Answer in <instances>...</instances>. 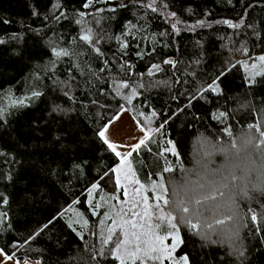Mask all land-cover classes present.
Returning a JSON list of instances; mask_svg holds the SVG:
<instances>
[{
	"label": "trees",
	"instance_id": "trees-1",
	"mask_svg": "<svg viewBox=\"0 0 264 264\" xmlns=\"http://www.w3.org/2000/svg\"><path fill=\"white\" fill-rule=\"evenodd\" d=\"M146 2L0 0V109L7 114L6 127H0V193L9 201L7 205L0 203V211L7 213V219L0 225V248L5 254L15 251V259L20 262L24 259L40 264L102 261L101 257L93 260L91 247L95 245L99 249L100 240L107 236L112 217L110 203L118 193V186L113 192L112 183L100 177L115 166L114 161L119 163V158L101 146L93 130L101 118L112 115L118 101L123 103L113 96L117 82L126 78L120 70L124 61L134 66L133 79L145 85L139 89L142 95L125 107H135L136 111H130L133 116L140 111L147 115L155 110L161 119L171 117L165 136L173 140L178 155L167 153L159 157L161 167L165 158L174 167V174L163 173L170 192V180L181 178V163L192 168L203 153L204 139L224 126L213 114L219 117L221 112L227 113L220 119L230 126L237 140L249 131V123L264 125V112H261L264 83L250 87L242 78L249 75L254 82L260 80L259 75L250 76L254 71L250 65L255 62V71L259 73L261 62L256 58L264 54V0L231 3L229 0H157L155 13L150 9L145 11ZM164 3L168 7L162 10ZM172 12L176 16L170 19L168 14ZM98 18L99 24L95 22ZM82 28H91L94 40L97 34L104 36L96 45L102 56L93 51L92 44L80 39L88 34L81 32ZM253 29L258 35L253 34ZM125 41L127 47H122ZM241 44H246V54L234 51ZM62 50L72 55L65 56ZM104 59L109 61L108 66L103 64ZM165 60L174 63L165 64ZM228 60L239 72L230 71L219 77L217 83L222 95L211 93L206 99L198 97L189 104L188 93L195 94L201 86L210 83ZM245 62L249 65L247 73ZM152 64L159 65L160 70L152 69L149 75ZM105 67L106 71L99 72ZM90 72H96L98 78ZM57 78L69 80L70 94L75 100L66 97L54 83ZM31 90L43 95L25 101L23 107L16 105L18 99L30 96ZM121 91L130 89L121 87ZM54 105L72 110L66 115L52 112ZM178 106L184 111L177 112ZM138 119L143 121L144 117ZM253 133L258 137L255 130ZM152 147V155L136 151L130 157L150 203L151 182L160 179L159 175H152L157 171L156 146ZM215 159L219 162L220 158ZM94 180L100 187L91 189L89 195L90 182ZM250 195L264 202V195L257 192ZM240 203L241 210L246 211L249 202ZM95 204L101 207L92 215ZM251 206L257 211L258 221L251 222L249 214L248 228H242L238 237L233 235L229 222L214 225L211 241L216 242L202 239L197 230L182 228L184 243L179 245L176 256L187 254L190 264H264V211L254 201ZM62 208L70 210L56 216ZM53 216H56L53 225L33 241L24 243L33 229ZM84 221H88L86 227H82ZM69 223L73 224L71 228ZM258 226L261 230L255 231ZM241 246L243 255L237 253Z\"/></svg>",
	"mask_w": 264,
	"mask_h": 264
},
{
	"label": "snow or ice",
	"instance_id": "snow-or-ice-1",
	"mask_svg": "<svg viewBox=\"0 0 264 264\" xmlns=\"http://www.w3.org/2000/svg\"><path fill=\"white\" fill-rule=\"evenodd\" d=\"M231 2L232 0H229V3ZM158 6L157 0H147L146 3H143L145 11L150 9L153 13L157 12ZM167 7L168 5L164 3L162 10L167 9ZM171 15L175 17L176 13L172 12ZM95 22L99 24L100 18L96 19ZM77 23H80V21H77ZM198 23L202 22L198 21ZM225 23L229 22L225 21ZM129 25H131V22H129ZM131 26L135 27L134 25ZM236 26L232 25V27ZM247 26L252 27V25ZM173 27L175 28L176 25L173 24ZM81 32H87L88 34L80 36V39L92 44L93 51L102 56L103 53L96 45H99L100 40L104 39V36L97 34V38L94 40L91 28H82ZM253 34L258 35L255 29H253ZM73 39L75 40V38ZM116 39L119 40L120 37H116ZM122 47H127L126 41L122 44ZM52 51L53 54H56L55 47H53ZM62 51L65 56L72 55L68 50ZM234 51L246 54L248 48L246 44H241V47ZM256 60L261 62L259 73L255 71L257 64L253 62L250 67L254 71L250 73V76L256 77L259 75L260 80L254 82L249 75L242 77L248 81L250 87L254 86L255 83H264V54L259 55ZM163 62L165 64L174 63L171 60ZM103 64L108 66L109 61L104 59ZM230 65L231 68L229 67ZM133 67L129 65L128 61H124L120 65V70L126 78L117 82L118 86L113 99L115 100L119 97V100L123 101V103L118 101L117 108L113 110L112 115L108 116L107 119L101 118V122L93 130V135L101 146L105 147L106 151L114 154L116 158H119V163L114 161L115 166L109 167L107 171H104L100 179L107 178L106 182L113 185V192H115L117 186L123 185V194L128 197L130 195L128 184L133 182L134 179L131 175L128 158L133 156L134 150L146 151L148 155H152V145L156 146L155 163L157 168V171L153 172L152 175H159L160 179L151 182L152 203L149 202L150 196L144 194L146 192L145 186L139 180L134 181L139 187L132 189L131 207L133 211L130 219L119 222L116 219L113 220L112 227L107 230V236L100 240L99 249L92 245L93 260H96L97 257L103 258L102 261H97V264H116V261L119 264H164L165 261H168L169 264H190L187 254L180 256L178 259L174 257L177 246L184 243L180 234L182 228L188 231L197 230L196 234H199L202 239L211 241L214 225H225L226 222H229L233 227V235L238 237L242 228H248L247 220L249 214L251 222L256 223L258 221L257 211L251 206L252 202L257 203L259 208L264 211V202L250 195L251 192L264 195V125L249 123L247 126L249 131L237 140L232 135L230 126L223 119H220L221 117H226L227 113L221 112L219 117L213 114V118L224 126L210 133V138L206 137L204 139L203 153L199 159L195 160L192 168H185L183 163H181V178L179 181L176 179L170 180V192L163 173L174 174V167L166 158L163 167H161L159 165V157L165 156L167 153H171L173 157L178 155L173 140L165 136L166 125L171 117L161 119L160 114L155 110L147 115L145 112L140 111L137 116L129 117L131 130L122 120V113L136 111L134 106L129 109L125 105L132 104L135 97L141 96L142 93L139 89L145 87L139 79H133ZM244 67L247 73L249 69L247 62H245ZM77 68H80V66L77 65ZM152 69L159 71L160 66L152 64L149 69V75H151ZM106 70V67L100 68L99 72ZM80 71L83 75V69H80ZM230 71L239 72V69L231 64V60H228L221 66L218 76L210 83L206 86H201L195 94L188 93L190 97L189 104H191V100L198 97L206 99L207 95L211 93L219 92L222 95L217 81L220 76H224ZM90 75L98 78L96 72H90ZM135 75L142 76L143 74ZM69 79L75 78L70 77ZM54 83L60 86L66 97L70 100H75V97L70 94L72 85L69 80L59 81L57 78ZM159 83L161 82H157V84ZM121 87L130 89V91L122 92ZM42 95L38 90H31V95H25L18 99L16 105L23 107L25 101L40 98ZM181 95H184V93H181ZM172 98L176 99L175 96ZM95 103L93 101V104ZM101 107L104 106L101 105ZM71 110L70 108H61L58 105H54L51 108L52 112H60L65 115ZM183 111L184 109H180L178 106L177 112ZM261 112H264V109H261ZM6 115L5 111L0 109V127H6ZM98 115L100 114L98 113ZM171 115L175 116L176 113ZM139 116H143L144 120H139ZM253 130L259 134L258 137L254 135ZM118 148L121 150H118ZM3 154L5 156L11 155L10 153ZM217 156L220 158L219 162L215 159ZM9 162L11 163L12 161ZM84 163L87 162L85 161ZM74 167L81 168V165H74ZM5 178L11 179L12 177L6 176ZM90 183L89 195H91V189L100 187L95 180ZM113 198L115 199V197ZM136 198H139V202H137ZM244 200L249 202L246 211L241 210L240 202ZM8 202V197L0 193V203L7 205ZM141 204L143 212L135 211ZM100 207V204L92 205L93 211L91 214L96 215V209ZM68 210L70 209L62 208L56 216H62ZM105 215L107 216L108 212H105ZM56 216L47 220L42 226L33 229L24 243L28 244L33 241L49 225H53ZM154 216L156 221H158L157 223L152 222ZM6 219L7 213L0 211V225H3ZM165 221L167 223L166 228L162 227ZM87 223L88 221H84L82 227H86ZM103 223L104 221H101V224ZM72 226V223L68 224V227L71 228ZM8 227H11V225L9 224ZM117 228L121 229L119 233L116 232ZM249 230L251 231V229ZM260 230L259 226L255 229V231ZM113 234H115V239H113ZM15 248L16 245H13V249ZM237 253L243 255L242 246L237 249ZM3 261H13V264H20V261L15 259V251L11 254H5L0 250V264H3ZM23 264H40V261L30 262L28 259H24Z\"/></svg>",
	"mask_w": 264,
	"mask_h": 264
},
{
	"label": "rangeland",
	"instance_id": "rangeland-1",
	"mask_svg": "<svg viewBox=\"0 0 264 264\" xmlns=\"http://www.w3.org/2000/svg\"><path fill=\"white\" fill-rule=\"evenodd\" d=\"M102 1H107V0H102ZM110 1H116V0H110ZM168 16L170 17V19L173 18V16L171 14H168ZM121 116H122V120H123L124 124L128 125L129 126V130H131V121L129 120V117L133 116L131 114V112L128 111V112L122 113ZM118 150H121V149L118 148ZM128 159H129V166L131 168V175L134 178L133 182H130L128 184V191H129L130 195L128 197H125L124 194H123L124 193L123 185L118 186V191H117L118 193L113 196V197H115V199L112 197V200H111V203H110L111 204L112 217H111V223H110L109 227H112L114 219H116L118 222L121 221V220L130 219L131 212L133 211V209L131 207V204H132V195H131V193H132V189L134 187H139V185H136L134 183V181L138 180V179H137L136 173H134L133 166H132V163H131V159L130 158H128ZM136 199H137V202H139V198H136ZM135 211L142 213L143 212L142 204H141V206L139 208L135 209ZM152 222L153 223H157L158 222V221H156L155 216L153 217V221ZM163 224L167 225L166 222H163ZM129 228H130V226H129ZM120 231H121V229H119V228L116 229L117 233H119ZM107 234H108V232H107ZM113 239H115V234H113ZM178 247H179V245L177 246L176 250L178 249ZM176 250L174 252V257H176L178 259L179 257H177L176 254H175ZM7 264H9V262ZM20 264H23V262H20ZM164 264H169V262L165 261Z\"/></svg>",
	"mask_w": 264,
	"mask_h": 264
},
{
	"label": "crops",
	"instance_id": "crops-1",
	"mask_svg": "<svg viewBox=\"0 0 264 264\" xmlns=\"http://www.w3.org/2000/svg\"><path fill=\"white\" fill-rule=\"evenodd\" d=\"M134 152H136L135 150L133 151V153ZM130 158V157H129ZM132 163V162H131ZM132 166H133V164H132ZM133 170H134V168H133ZM135 173V172H134ZM1 249V248H0ZM4 253V252H3ZM9 262V264H12L13 263V261H3V264H7Z\"/></svg>",
	"mask_w": 264,
	"mask_h": 264
},
{
	"label": "water",
	"instance_id": "water-1",
	"mask_svg": "<svg viewBox=\"0 0 264 264\" xmlns=\"http://www.w3.org/2000/svg\"><path fill=\"white\" fill-rule=\"evenodd\" d=\"M63 14H64V12H63Z\"/></svg>",
	"mask_w": 264,
	"mask_h": 264
}]
</instances>
